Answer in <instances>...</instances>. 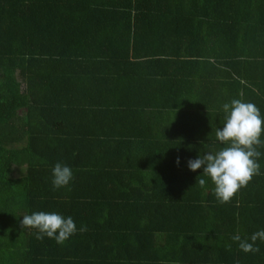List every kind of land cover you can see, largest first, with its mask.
<instances>
[{
    "label": "trees",
    "instance_id": "1",
    "mask_svg": "<svg viewBox=\"0 0 264 264\" xmlns=\"http://www.w3.org/2000/svg\"><path fill=\"white\" fill-rule=\"evenodd\" d=\"M233 99L264 117V0H0V264H264L232 239L264 230V146L229 203L188 167Z\"/></svg>",
    "mask_w": 264,
    "mask_h": 264
},
{
    "label": "clouds",
    "instance_id": "2",
    "mask_svg": "<svg viewBox=\"0 0 264 264\" xmlns=\"http://www.w3.org/2000/svg\"><path fill=\"white\" fill-rule=\"evenodd\" d=\"M222 107L226 113L225 123L222 130H216V139L226 146L217 152H209L189 160L188 167L193 172L203 169V176L211 179L218 201L224 204L229 203L242 188L248 186L254 176L260 174L257 160L261 152L257 149L264 146V140L261 139L264 135V117L255 104L241 99H233L230 104L225 103ZM177 163L179 164V160ZM52 176L54 188L59 189L70 183L73 172L70 167L57 163L52 170ZM197 184L203 188L207 181L200 176ZM21 226L24 229L37 230V240H43L46 236L61 245L77 232L72 217H64L56 212L39 211L24 215ZM86 230V226L80 229ZM232 239L239 242V248L243 252L256 253L260 249L255 243L258 239L264 241V230L254 233L250 238L251 242L242 240L238 234Z\"/></svg>",
    "mask_w": 264,
    "mask_h": 264
},
{
    "label": "rangeland",
    "instance_id": "3",
    "mask_svg": "<svg viewBox=\"0 0 264 264\" xmlns=\"http://www.w3.org/2000/svg\"><path fill=\"white\" fill-rule=\"evenodd\" d=\"M17 107H18V112L20 113V114H24L25 113V110H24V108H25V99L23 98H18L17 99Z\"/></svg>",
    "mask_w": 264,
    "mask_h": 264
}]
</instances>
